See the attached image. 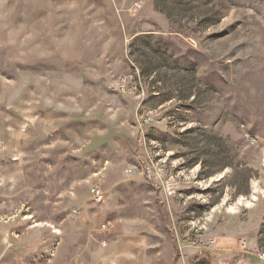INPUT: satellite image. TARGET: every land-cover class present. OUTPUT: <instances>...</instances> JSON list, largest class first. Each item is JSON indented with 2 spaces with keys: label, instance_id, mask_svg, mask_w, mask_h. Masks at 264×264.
I'll list each match as a JSON object with an SVG mask.
<instances>
[{
  "label": "rangeland",
  "instance_id": "rangeland-1",
  "mask_svg": "<svg viewBox=\"0 0 264 264\" xmlns=\"http://www.w3.org/2000/svg\"><path fill=\"white\" fill-rule=\"evenodd\" d=\"M132 240L264 247V0H0V264Z\"/></svg>",
  "mask_w": 264,
  "mask_h": 264
},
{
  "label": "crops",
  "instance_id": "crops-1",
  "mask_svg": "<svg viewBox=\"0 0 264 264\" xmlns=\"http://www.w3.org/2000/svg\"><path fill=\"white\" fill-rule=\"evenodd\" d=\"M166 241L168 255L148 251V241H134L133 244L143 245V251L113 253L111 264H256L257 256L253 251L260 249L257 240H244L246 251L240 245L243 240H211L213 243L208 250L203 247L193 248L182 240L177 243ZM100 258L97 256L95 259Z\"/></svg>",
  "mask_w": 264,
  "mask_h": 264
},
{
  "label": "built area",
  "instance_id": "built-area-1",
  "mask_svg": "<svg viewBox=\"0 0 264 264\" xmlns=\"http://www.w3.org/2000/svg\"><path fill=\"white\" fill-rule=\"evenodd\" d=\"M157 156V155H156ZM167 159H159L157 161H151L148 165L143 168V175L149 181H158L162 183V187L165 190L167 196H172L174 194V186L170 181L165 183L162 182V179L167 175ZM99 183L101 180H98ZM91 194L93 200L96 204H100L103 201L104 193L99 190V185L96 184L92 187ZM212 241H209V244L212 245ZM241 248L243 251H246V244L245 241H241ZM253 253L257 256V258L264 262V247H261L258 250H254Z\"/></svg>",
  "mask_w": 264,
  "mask_h": 264
}]
</instances>
